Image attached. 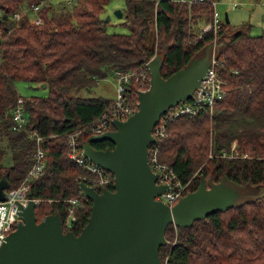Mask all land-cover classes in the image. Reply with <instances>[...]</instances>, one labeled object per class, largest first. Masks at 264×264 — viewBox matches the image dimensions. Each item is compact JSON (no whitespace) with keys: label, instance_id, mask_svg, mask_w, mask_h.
Instances as JSON below:
<instances>
[{"label":"trees","instance_id":"obj_1","mask_svg":"<svg viewBox=\"0 0 264 264\" xmlns=\"http://www.w3.org/2000/svg\"><path fill=\"white\" fill-rule=\"evenodd\" d=\"M109 2L0 0V180L5 178L10 188L23 180L36 148L30 134L39 135L46 158L30 188L38 200L36 221L57 212L63 222L71 208L75 235L87 222L91 201L78 188L77 177L84 171L69 161L67 137L75 134L81 147L91 135V123L112 102L78 92L93 87L109 70L147 71L146 62L158 53L163 55L160 74L166 78L202 55L214 39L212 33L197 40L189 34L196 24L211 20L208 4L187 8L162 1L155 8L149 1L124 0L130 32L108 33L101 13ZM33 5H40L41 24L30 22ZM16 12L18 20L12 18ZM223 24L217 59L226 95L211 114L201 111L171 120L157 144L159 162L186 185L183 195L196 190L201 179L264 187V30L251 35L247 23L232 31ZM17 81L44 86L48 94L22 97ZM130 87L137 99L136 87ZM19 98L28 121L14 130L11 114ZM91 145L113 147L108 140ZM5 154L11 165L4 164ZM165 239L159 248L162 264H264V195L188 227L169 224Z\"/></svg>","mask_w":264,"mask_h":264},{"label":"water","instance_id":"obj_2","mask_svg":"<svg viewBox=\"0 0 264 264\" xmlns=\"http://www.w3.org/2000/svg\"><path fill=\"white\" fill-rule=\"evenodd\" d=\"M115 14L122 16L120 11ZM224 21L228 23L226 14ZM215 47L208 45L202 55L166 78L160 74L162 53L146 62L149 86L138 91L137 109L124 120L113 119L112 130L90 135L81 144L84 157L113 175V188L98 192L93 186L78 183L91 201L90 215L78 235L63 231L57 212L37 222L36 202L19 205L21 221L0 246V264H162L159 248L167 243L169 224L188 227L234 206L237 194L223 183L226 179L219 183L201 179L196 190L171 206L155 199L170 188L156 183L157 174L148 162V147L155 142L151 135L154 126L169 108L191 96ZM103 140L113 147H92L91 142ZM8 187L7 180L1 178L0 201Z\"/></svg>","mask_w":264,"mask_h":264},{"label":"built area","instance_id":"obj_3","mask_svg":"<svg viewBox=\"0 0 264 264\" xmlns=\"http://www.w3.org/2000/svg\"><path fill=\"white\" fill-rule=\"evenodd\" d=\"M157 5L162 1H169L184 4L187 8H191L195 4H208L212 7V18L209 22L198 23L195 29L190 31L189 34H195L194 40L200 39L205 33H212L214 39L212 45H217V35L221 32L224 27L223 21L220 20L219 14L216 11L217 0H144ZM237 5V4H234ZM40 5L31 6L29 12H33V17L30 18V22L34 25L42 23V19L37 15ZM28 11V10H27ZM12 18L18 20L20 18L19 13H14ZM221 62L217 59V49L213 50L209 67L206 73L201 78L200 82L193 90L191 96L183 101L178 102L175 106L168 109L163 114L158 123L152 130V137L155 139L154 143H151L148 147V162L151 170L157 174V184H167L169 190L163 191L161 194L155 197L157 200H162L169 206L173 205L186 189V185H182L176 178L173 170L159 162L158 160V142L163 139L166 135L168 123L176 118L182 116H197L201 111L208 112L211 114L213 106L219 100H222L226 95L225 83L219 74L218 65ZM146 67V64H145ZM129 70L123 71L120 69H113L112 73L115 78V92L111 104L91 123L89 131L91 135L101 134L105 131L113 129L112 120L119 119L124 120L130 116L134 110L137 109V99L131 91V85L136 88V95L138 91L145 90L149 86V74L143 71ZM146 72V71H145ZM148 72V71H147ZM12 118L15 122L13 129L17 130L23 128L28 121L26 113L23 109V101L21 98L18 99L15 108L12 110ZM30 136L35 138L36 148L32 154V163L27 170L23 180L13 188L8 187L4 189V200L0 201V208L4 209L3 216L4 222L0 227V246L4 242L5 237L13 231L18 223L21 221L18 213L16 214L15 220L11 223L8 222V216L11 215L18 206L25 207L27 203L32 200L38 202L30 194L31 183L38 177L45 167L46 152L40 146L42 138L31 133ZM68 144V159L71 163L82 168L84 171L82 175L78 176L79 183H84L88 186L96 188H108L113 185V175L108 171L104 170L95 163L89 161L83 156L81 147L79 146L76 135L70 134L67 137ZM225 154V153H223ZM81 191V190H80ZM84 195V194H83ZM71 204H76L75 200H68ZM74 219L73 211L71 208L68 209V213L61 221L63 231L70 230L71 223Z\"/></svg>","mask_w":264,"mask_h":264},{"label":"rangeland","instance_id":"obj_4","mask_svg":"<svg viewBox=\"0 0 264 264\" xmlns=\"http://www.w3.org/2000/svg\"><path fill=\"white\" fill-rule=\"evenodd\" d=\"M52 1L55 3L59 0ZM115 11H120L122 16H116ZM216 11L219 14L220 20L223 22H225V14L227 15L228 23H225V29L228 31L235 30L245 23L251 26V35H259L264 30V21L262 19L264 15V0H217ZM101 18L105 23V30L108 33L130 32L129 21L126 17V6L124 0H110V2L104 6V9L101 13ZM143 72L148 73L147 71ZM15 85L18 93L22 97L46 96L48 94V89L41 85L28 83L25 81H17ZM114 92L115 78L112 71L109 70L107 75L101 79H98L93 87L88 90L81 89L78 92V95L99 96L106 99H113ZM3 162L5 165H11L13 160L10 158L9 154H5ZM223 183H225L226 187L231 188L237 194L235 199L232 200V205H238L242 202L250 201L256 197L264 195V187L242 186L229 181H223Z\"/></svg>","mask_w":264,"mask_h":264},{"label":"clouds","instance_id":"obj_5","mask_svg":"<svg viewBox=\"0 0 264 264\" xmlns=\"http://www.w3.org/2000/svg\"><path fill=\"white\" fill-rule=\"evenodd\" d=\"M4 209L0 208V227H2L4 222V216H3ZM19 213V209H16L11 215L8 216V222L11 223L15 220L16 214ZM22 215V213H20Z\"/></svg>","mask_w":264,"mask_h":264}]
</instances>
